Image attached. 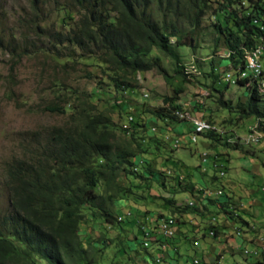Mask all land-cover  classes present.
<instances>
[{
	"label": "trees",
	"instance_id": "trees-1",
	"mask_svg": "<svg viewBox=\"0 0 264 264\" xmlns=\"http://www.w3.org/2000/svg\"><path fill=\"white\" fill-rule=\"evenodd\" d=\"M247 1L246 13L237 7L243 6V0L219 3L223 23L217 20L216 29L226 47L224 68L228 65L233 69L243 67L246 52L256 45L261 44L264 51V0ZM206 2L68 0L66 5L58 7L59 13L64 10L60 26L49 30L39 27L36 34L45 39L40 48L54 57H67V61H72L75 57L94 56L117 90L132 87L130 77L137 72L159 70L171 83L173 95L164 96L163 105L149 112L159 119L180 120L174 111L185 109L177 95L190 79L176 50L185 44L179 22L185 21L192 32L200 23ZM38 6L37 0H33L31 13L42 17ZM158 55L172 61V75L160 67ZM180 76L182 79L178 78ZM244 81L247 80L241 84ZM258 85V80L247 88L241 85L246 88L244 99L237 100L233 106L228 101L218 100L222 107L236 112L238 119L254 117L258 129L264 132V90ZM82 101L79 108L72 107L77 108L78 124L72 128H50L43 143L27 145L21 155L4 164L9 209L0 215V264H39V260L46 264H95L92 251H99L100 247L91 243L84 245L79 226L87 216L103 229L119 222L114 202L129 195L134 185L118 184L116 179L120 173L128 178L131 175L147 186L151 183V174L161 175L162 179L173 177L179 186L183 182L179 176H170L165 170L155 173L146 159L133 161L136 153L141 152L143 138L135 140L138 147L131 141L128 144L133 147L115 146L116 135L110 117L91 113L92 103ZM46 109L64 112L63 107L55 104ZM143 127V122L132 119L131 130H126L128 139H135L134 133ZM205 134L221 136L213 131ZM217 189L221 191L218 195L224 196L223 189ZM205 190H200L203 193L201 204L213 202L204 194ZM163 200L172 214L186 208L198 209L197 203L177 206L172 197H163Z\"/></svg>",
	"mask_w": 264,
	"mask_h": 264
},
{
	"label": "rangeland",
	"instance_id": "rangeland-1",
	"mask_svg": "<svg viewBox=\"0 0 264 264\" xmlns=\"http://www.w3.org/2000/svg\"><path fill=\"white\" fill-rule=\"evenodd\" d=\"M32 1L0 0V215L9 209L4 164L21 155L27 145L43 143L50 128H72L78 124L76 110L82 100L92 103L91 113L110 117L116 135L115 146L127 147L132 144L138 147L136 141L143 138L141 152L144 151L137 152L133 161L138 163L140 159H146L155 173L169 169L170 176L177 173L184 176V172L195 170L200 182L208 183L211 176L220 177L216 170L224 163L228 170L221 177L223 180L232 177L242 189L243 186L252 188L257 196H264L260 190L264 186V132L258 129L254 117L238 119L236 112L222 107L218 100L228 101L233 106L237 100L244 99L243 87L233 84L227 86L222 80L223 72L230 65L224 68L226 47L216 29L217 20L223 23V16L218 10L221 0H207L200 23L192 32L185 21L179 22L185 44L176 50L190 80L184 83V90L177 95V100L190 116L201 115L211 120L221 131V136L203 133L194 143L186 141L190 119L164 120L149 112L163 105L164 96L173 95L171 83L159 70L137 72L130 77L132 87L117 90L106 76L105 68L94 56L75 57L67 61V57L50 55L40 48V43L45 39L39 38L36 32L40 30L39 27L45 30L58 28L64 13L63 9L59 13L58 7L66 5L68 0H37L42 17H35L31 13ZM247 6V0H243L242 7L237 5L243 13L247 12ZM65 19L68 21L67 17ZM191 36L193 40L190 41ZM157 57L160 67L172 75V61L161 55ZM261 63L264 69L263 50ZM216 74L218 76L213 82ZM178 78L182 79L181 76ZM212 85L218 91L211 89ZM53 104L63 107L64 112L46 109V106ZM73 106L77 108L74 110ZM129 114L145 126L134 133L135 139L132 140L128 139L126 130L123 131V128L129 127ZM251 134L258 135V141L250 140ZM165 136L179 138L182 143L173 147L172 140L167 138L165 141ZM129 141L131 144H128ZM223 151L228 152L230 161L220 159ZM205 154L207 160L203 161L202 156ZM242 157H250L261 163V175H252L243 168ZM219 159L218 163L222 165L217 163L214 169L213 161ZM150 178L151 183L147 186L131 175L128 178L120 173L116 179L118 184L126 187L133 183L135 186L131 187L129 195L114 202L113 209L116 208L121 217L117 219L119 222L103 229L87 216L79 226L84 245L91 243L100 247L99 251H92L95 264H111L112 256V260L132 264L126 253L118 252L123 240L138 247L143 238L140 223L145 222L144 216L150 211L155 214L156 209L165 207L159 204L164 203L163 197H172L169 192L175 187L173 183H176L172 182L173 177L162 179L161 175L151 174ZM242 189L237 191L238 194L242 193ZM210 192L206 189L204 194ZM178 197L175 195L173 198ZM124 219L126 222L122 223ZM259 221L264 222V217L261 216ZM119 223L124 230L118 229ZM186 254L183 264H192L193 252ZM39 264L46 263L39 260Z\"/></svg>",
	"mask_w": 264,
	"mask_h": 264
},
{
	"label": "crops",
	"instance_id": "crops-1",
	"mask_svg": "<svg viewBox=\"0 0 264 264\" xmlns=\"http://www.w3.org/2000/svg\"><path fill=\"white\" fill-rule=\"evenodd\" d=\"M188 124L190 131L191 122ZM176 131L180 133L179 130ZM214 153L216 154V152ZM222 154L220 159L231 160L227 151H223ZM242 158L243 168L252 175H261L259 169L261 163L255 162L250 157ZM220 159L217 162L213 161V167ZM227 167L223 163L222 169L225 175ZM194 171L184 172V176L178 173L174 174L183 177V182L179 186L173 180L175 187L168 192L172 198L175 195L179 196L177 199L174 198L175 205L182 206L185 203L189 205L190 201L195 200L198 209L186 208V210L172 214L165 202L159 204V206L165 205L164 208L156 209L157 213L175 216V227H172L174 236L166 238L158 235L156 240L149 242L146 248L140 242L138 247H133L123 240L118 252L126 253L132 264H183L184 258L187 257L186 253L189 251L193 252L192 264H264V222L259 221L261 216L264 217V196H257L255 189L252 188L246 189L243 186L242 189L233 181L232 177L223 180L221 177L213 175L210 182H200ZM217 188L223 189L224 196L216 197L212 193L207 194L209 196L207 198H211L213 202L199 203L201 194H203L201 189H208L210 192ZM241 189L242 193L238 194L237 191ZM260 190L264 192V186ZM176 191L179 194H175ZM135 214L137 215L136 212ZM155 215L157 214L150 211L148 215L144 216L145 224L152 218L154 219ZM213 217L215 222L211 225ZM120 219L121 217L118 216V220ZM123 222L126 220L124 219ZM153 225L154 223L151 227ZM210 228L214 229L213 236L208 234ZM118 229L124 230L122 225L118 226ZM142 235L144 236V234ZM126 239L129 238L126 236ZM244 249H247L249 253L245 254ZM157 257L160 259L159 262L156 261ZM112 258L110 259L111 264H127L125 261H116Z\"/></svg>",
	"mask_w": 264,
	"mask_h": 264
},
{
	"label": "built area",
	"instance_id": "built-area-1",
	"mask_svg": "<svg viewBox=\"0 0 264 264\" xmlns=\"http://www.w3.org/2000/svg\"><path fill=\"white\" fill-rule=\"evenodd\" d=\"M247 72H254L255 73V79H262L263 78V76H262L263 66L261 63V45H256L252 49L248 50V57H245V65H243V67H239L238 78L247 77ZM238 78H231V71H228L223 75L222 80H224L225 83L230 84V81L236 80ZM251 81H254V80H251ZM132 119H133V116L131 114H129L128 126H129V122ZM188 119H190V116ZM190 122H191V130L189 131V136L186 140L189 143H194L199 135L213 131V128H207V127L195 128L194 119H190ZM123 129L129 130V127H126ZM254 141H258V139H254ZM172 146L178 147L180 145H173L172 144ZM205 158H206V155L202 156L203 161ZM215 166H217V165H215ZM217 171L221 174V177L225 173L223 171L222 167H219L217 169ZM179 179L182 180L183 177H179ZM214 192H217V189H215ZM196 203L197 202L195 200H193L192 205L195 206ZM127 214H130V212H127ZM152 223H154V225L151 227ZM175 223H176V219L174 216L163 215V214L160 216L155 215V218L154 219L152 218L146 224H145V222L140 223V229H141L142 233L143 232H151V240H142L141 245L146 248L147 243L151 242L152 240H156L158 235L164 236L166 238L173 237L174 235H165V228L166 227H175ZM211 225H213V223H211ZM214 233H215L214 229L210 228V230L208 231V234L213 236ZM244 253L247 254L249 252L247 249H244ZM156 261L159 262L160 259L157 257Z\"/></svg>",
	"mask_w": 264,
	"mask_h": 264
},
{
	"label": "bare ground",
	"instance_id": "bare-ground-1",
	"mask_svg": "<svg viewBox=\"0 0 264 264\" xmlns=\"http://www.w3.org/2000/svg\"><path fill=\"white\" fill-rule=\"evenodd\" d=\"M259 41V40H258ZM261 45V44H260ZM262 50H263V47L261 46V53H262ZM244 57H248V51L246 52V54H245V56ZM244 65H245V60H244ZM228 71H231V78H238V72H239V67L238 68H229V69H227V70H225L224 72H223V74H222V77H223V75L226 73V72H228ZM243 80H247V81H244L245 83L244 84H241V81H243ZM251 80H258V82H259V85H258V87H259V89H263L264 90V77L262 78V79H255V73L254 72H247V77H240V78H238V79H236V80H232V81H230V84L229 83H227L228 85H231V84H233V85H236V86H238V87H241V85H243V86H250V84H252V82L253 81H251ZM243 83V82H242ZM256 83V82H255ZM233 88V87H232ZM247 88V87H246ZM246 88H244V89H246ZM255 88V87H254ZM144 95H146V94H144ZM174 113H175V115L177 116V118L178 119H180V120H188V118H189V114L185 111V110H178V109H176L175 111H174ZM190 119H194V123H195V128H203V127H207V128H213V131L214 132H219V133H221V131H220V129L216 126V125H214L213 124V122L211 123L209 120H207V119H205V118H203V117H199V116H190ZM127 121H129V117L127 118ZM155 127H152V129H154ZM162 131H164V128H163V130H161V132ZM252 131V130H251ZM252 133V132H251ZM256 133V132H255ZM206 136V135H205ZM250 137V140H252V141H254V139H258L259 137H258V135H256V136H254V135H250L249 136ZM167 138H168V140H172V144L173 145H181V141L179 140V138H174V139H172V137L171 136H165V141L167 140ZM182 140H184V139H182ZM197 141V139L195 140V142ZM229 141V140H228ZM181 142V143H180ZM206 155V154H205ZM214 157V156H213ZM210 158V157H209ZM207 159V156H206V158L204 159V161ZM141 162V161H140ZM166 172H167V174H170V170L169 169H167V170H165ZM219 174V176L221 177V174L220 173H218ZM179 176V175H178ZM179 177H181V176H179ZM215 191V189H213V190H211V192L210 193H216V194H219V193H221V191H219L218 189H217V192H214ZM189 205H192V201H190L189 202ZM211 221L213 222V221H215V218L213 217L212 219H211ZM237 231V230H236ZM238 233V232H237ZM236 233V234H237ZM144 234V240H150V232H144L143 233ZM165 235H173V229H172V227H166L165 228ZM239 235V234H238ZM149 244V242L147 243V245ZM146 245V246H147Z\"/></svg>",
	"mask_w": 264,
	"mask_h": 264
}]
</instances>
